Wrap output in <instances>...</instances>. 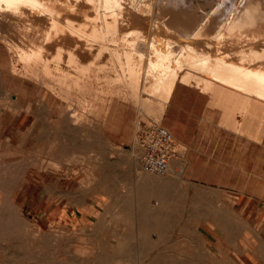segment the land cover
Listing matches in <instances>:
<instances>
[{"label":"rangeland","instance_id":"374dc122","mask_svg":"<svg viewBox=\"0 0 264 264\" xmlns=\"http://www.w3.org/2000/svg\"><path fill=\"white\" fill-rule=\"evenodd\" d=\"M197 3V10L201 11L211 2L188 0L176 5L189 9ZM167 14L162 19L167 21L172 13L168 11ZM155 38L158 47L163 48L160 37ZM8 82L9 97L0 98V217L4 215L0 218V226L7 227L0 231V246L8 248V253L4 254L0 249V264H139L135 261L141 256L138 253L140 243L148 240L153 245L150 246L151 252L144 256L146 259L156 258L158 251L166 249L167 252L160 254L159 258L175 260L177 264H264V191L242 190L244 176L238 180L240 193L237 194L221 190L223 185L228 187L231 183H220L221 187L214 182L194 184L198 190L192 194L189 191L192 195L189 206L180 199L176 201L178 205L174 213L171 208L170 217L178 218L180 212L182 222L179 230L167 232V238L163 229L155 228L153 223L143 226L135 222L140 217L138 214H127L125 210L107 211V179L114 171L129 172L127 153L135 143L137 126L151 122L165 124L163 114L158 118L141 111L140 104L128 95L126 86L110 85L103 78L83 81L78 88L72 86L71 92H65L51 105L47 95L29 88L21 103L15 104L21 86L18 82ZM175 85L182 94L201 92L210 98V94L196 86L193 80H176ZM156 95L148 97L150 106L155 105ZM208 106L215 111L219 125L234 128L242 137L248 136L240 111L233 112L232 120L236 122L232 127L225 124V119L222 123L219 103L210 101ZM68 107L73 114V108L81 110L82 115L77 120L82 123L80 131L72 129ZM21 112L24 123L19 126L16 118ZM43 121L46 123L41 127L44 130L39 128ZM258 133L260 142L264 130ZM176 150L180 158L183 148ZM121 160L122 163L115 165ZM208 170H212L217 178L221 168ZM206 174L204 171L203 175ZM41 178L46 187L41 184ZM253 185L259 186L252 181L248 183L249 187ZM123 186L127 189L125 184ZM179 188L177 186L174 190L178 192ZM14 189L16 202L11 199ZM79 192L84 194L81 199L73 198ZM94 193L106 196L102 199L103 205L81 218L78 204L87 203L88 194ZM247 194L249 198L244 197ZM10 214L13 217L19 215V220ZM223 218L238 234L233 245L223 244L227 247L224 252L219 247L218 250L211 249L208 245H214L215 241L212 243L205 235L212 233L219 236L215 240H220L223 230L219 219ZM210 225H216L221 231L206 228ZM114 233L122 236L120 248L115 246ZM47 235H50L49 239ZM106 242L105 261H97L101 257L96 256L93 263H81L85 248L97 255ZM235 243L239 245L237 250Z\"/></svg>","mask_w":264,"mask_h":264},{"label":"bare ground","instance_id":"6f19581e","mask_svg":"<svg viewBox=\"0 0 264 264\" xmlns=\"http://www.w3.org/2000/svg\"><path fill=\"white\" fill-rule=\"evenodd\" d=\"M187 1L0 0V51L4 53L0 55V98L9 97L8 81L18 82L21 92L15 104L21 103L29 88H36L47 95L51 105L71 92L72 86L103 78L110 85L126 86L141 111L161 118L176 80H193L210 94L211 103L222 107V123L225 119L233 127V112L240 111L247 137L258 142V132L264 130V0H207L211 3L201 11L198 3L189 9L177 8L176 4ZM168 11L172 14L166 21L162 17ZM156 36L163 48L158 47ZM155 95L156 103L150 106L148 97ZM73 109L74 114L66 108L69 122L73 130L80 131L82 123L77 120L82 113ZM17 115L22 118V112ZM127 155L134 188L140 193L138 223H153L167 238L168 231L179 230L182 222L180 212H176L178 218L170 217L173 210L168 200L169 187L183 170L179 157L171 161L165 174L154 175L139 168L135 143ZM190 184V193H196L198 188ZM152 196L154 203L150 202ZM219 223L223 230L220 240L233 245L236 230L224 218ZM205 235L212 243L219 238L208 232ZM113 238L120 248L122 236L114 233ZM152 245L151 240L140 243L136 263L177 264L159 258L166 249L158 251L156 258H144ZM0 249L8 253L5 246ZM106 253L107 242L99 256L85 248L80 261L93 263L96 256L101 257L97 261H105Z\"/></svg>","mask_w":264,"mask_h":264},{"label":"crops","instance_id":"0c3cea01","mask_svg":"<svg viewBox=\"0 0 264 264\" xmlns=\"http://www.w3.org/2000/svg\"><path fill=\"white\" fill-rule=\"evenodd\" d=\"M177 87V85L174 86L163 113V121H165L163 125L173 134L175 157L178 154L176 149L183 148L179 158V164L183 170L180 176L173 180L172 186H170L173 190L170 187L168 190V200L171 208L174 209L173 212L176 211L177 200L184 199V204L189 206L188 203L192 197L189 193L190 183L210 184L214 182L219 187H221L220 183H231L232 185L228 187L223 185L221 190L237 194L240 193V188L237 186L238 180L244 176L245 185L242 186V190L255 191L259 189L264 191V133L261 141L255 142L249 137H242L234 128L219 125L218 119L215 118V111L208 106V102H210L208 95L201 92L199 94L188 92L182 94L181 89ZM16 119H18L17 125L20 126L24 123V118ZM122 162V160L115 162V165ZM127 163L129 172L114 171L107 179V211L119 210V212H123L125 210L127 214L134 213L136 215L140 205V193L135 189L134 172L128 160ZM213 167L221 168V171L217 172V178L214 177L212 170H208ZM204 171L207 172L206 176L203 175ZM42 179L40 182L43 183V187H46ZM251 181L254 184H259L258 188L255 185L249 187L248 183ZM124 184L127 189L124 188ZM177 186L180 187L178 192L174 190ZM23 190L25 193L26 187ZM82 195L84 194L79 192L73 198L81 199ZM15 197L14 189V194L11 197L13 202H16ZM87 197L89 198L87 203L78 204V207L81 208V218L99 209L103 205L102 199L106 196L94 193L93 195L88 194ZM244 197L249 198L250 196L247 194ZM154 201L155 197L152 196L150 202L154 203ZM134 221L137 222L138 219ZM206 228L217 232L221 231L216 225ZM0 229L5 230L1 226ZM208 246L216 249L219 247L223 252L226 247L219 239L215 240L214 245L209 244ZM238 247V243H235L236 250ZM236 250L234 251L236 252ZM228 251L231 252L229 249Z\"/></svg>","mask_w":264,"mask_h":264},{"label":"built area","instance_id":"2783aa9c","mask_svg":"<svg viewBox=\"0 0 264 264\" xmlns=\"http://www.w3.org/2000/svg\"><path fill=\"white\" fill-rule=\"evenodd\" d=\"M134 141L141 169L154 175L165 174L176 156L172 132L161 123H140Z\"/></svg>","mask_w":264,"mask_h":264}]
</instances>
